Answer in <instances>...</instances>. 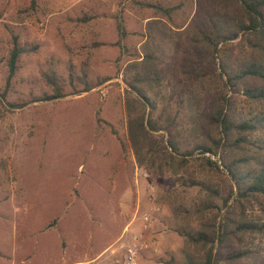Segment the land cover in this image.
<instances>
[{
  "label": "rangeland",
  "instance_id": "374dc122",
  "mask_svg": "<svg viewBox=\"0 0 264 264\" xmlns=\"http://www.w3.org/2000/svg\"><path fill=\"white\" fill-rule=\"evenodd\" d=\"M167 8L175 9L169 24L180 26L194 0H0V264H127L134 237L135 264H180L178 215L205 197L191 180L218 184L225 197L229 176L219 156L206 155L219 176L201 174L198 155L174 175L139 166L128 142L123 69L141 56L146 22L167 20ZM14 42L29 51L11 76ZM52 75L67 96L37 101L53 92ZM189 83L207 110L218 84L203 75ZM87 84L94 88L76 93ZM177 90L173 132L184 151L196 137L199 107L178 102ZM166 102L158 101V112ZM246 215L264 224V197ZM245 242L264 259V232Z\"/></svg>",
  "mask_w": 264,
  "mask_h": 264
},
{
  "label": "trees",
  "instance_id": "16d2710c",
  "mask_svg": "<svg viewBox=\"0 0 264 264\" xmlns=\"http://www.w3.org/2000/svg\"><path fill=\"white\" fill-rule=\"evenodd\" d=\"M173 10H162L167 20L155 16L146 22L141 56L123 69L126 133L135 162L177 175L188 164L185 157L198 155L195 160L204 162L200 173L209 180L222 173L208 156H219L229 176L226 195L221 197L218 184L191 180L205 197L193 211L178 215L184 239L180 264H264L245 242L264 232V224L246 215L251 201L264 197V0H194L193 14L180 26L168 22ZM28 51L13 43L11 76ZM201 75L218 84L208 93L207 110L189 83ZM51 77L53 92L37 101L67 96ZM92 88L87 84L76 93ZM176 89L178 102L187 98L199 107L196 137L184 151L173 132L170 102ZM159 100L167 102L158 112ZM160 133L166 140H157Z\"/></svg>",
  "mask_w": 264,
  "mask_h": 264
},
{
  "label": "built area",
  "instance_id": "2783aa9c",
  "mask_svg": "<svg viewBox=\"0 0 264 264\" xmlns=\"http://www.w3.org/2000/svg\"><path fill=\"white\" fill-rule=\"evenodd\" d=\"M142 218L144 221L149 220L147 213H144ZM140 248H141V244L139 242L138 237H134L133 243L126 250V262H127V264H135V259H136L137 253H138Z\"/></svg>",
  "mask_w": 264,
  "mask_h": 264
},
{
  "label": "crops",
  "instance_id": "0c3cea01",
  "mask_svg": "<svg viewBox=\"0 0 264 264\" xmlns=\"http://www.w3.org/2000/svg\"><path fill=\"white\" fill-rule=\"evenodd\" d=\"M71 264H77V263H71Z\"/></svg>",
  "mask_w": 264,
  "mask_h": 264
}]
</instances>
